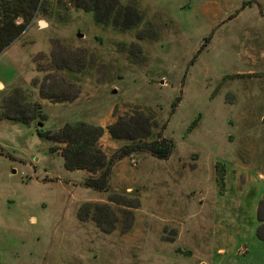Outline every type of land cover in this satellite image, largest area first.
Returning a JSON list of instances; mask_svg holds the SVG:
<instances>
[{"label": "rangeland", "instance_id": "374dc122", "mask_svg": "<svg viewBox=\"0 0 264 264\" xmlns=\"http://www.w3.org/2000/svg\"><path fill=\"white\" fill-rule=\"evenodd\" d=\"M94 1L41 0L29 74L0 60L27 79L0 95V264H264V0ZM80 122L106 191L44 136Z\"/></svg>", "mask_w": 264, "mask_h": 264}, {"label": "trees", "instance_id": "16d2710c", "mask_svg": "<svg viewBox=\"0 0 264 264\" xmlns=\"http://www.w3.org/2000/svg\"><path fill=\"white\" fill-rule=\"evenodd\" d=\"M40 1L0 0V54L18 39L26 27L35 20ZM91 1L95 3L94 0ZM91 11H93L95 19L98 20L97 9L93 8ZM111 12V10H108L107 13L111 14ZM18 18H21L22 21L17 22ZM101 134L102 127L80 122L65 124L56 133L48 132L44 136L53 141L65 143L64 148L61 150L65 168L69 170L87 169L92 173H99V181L89 178L83 181L85 186L106 191L109 188L108 179L112 160L108 159L97 145ZM138 148L150 152L158 158H166L171 153L172 143L171 141L161 143L155 141L151 144L131 147L122 151L119 157Z\"/></svg>", "mask_w": 264, "mask_h": 264}, {"label": "crops", "instance_id": "0c3cea01", "mask_svg": "<svg viewBox=\"0 0 264 264\" xmlns=\"http://www.w3.org/2000/svg\"><path fill=\"white\" fill-rule=\"evenodd\" d=\"M20 48H24L25 52L19 51ZM26 49H27L26 46L21 45V39L19 38L18 40L14 41L6 50H4L0 54V60H2L3 58H7V59L10 58L12 61V67H15V68L18 67L19 68L18 71H22L25 69L23 71L24 72L23 74L24 76L26 74L28 75L29 74L28 68H27L28 66H25V65H28V63L30 62L31 53L28 50L26 51ZM26 70L27 72H25ZM21 79L27 80L25 77L20 76V75L10 80L8 79L7 82L3 81L0 78V95H2L6 90H9L12 86L16 87L21 81ZM18 124L20 123H17L16 121H13L10 119L0 120V144L5 143V141L7 140L6 137L3 136L2 131L6 132V135H8V137H10V135L11 136L16 135L17 131H19V129L17 130V128H19ZM0 162L5 163V161L3 160L1 156H0ZM0 165L3 166V164H0ZM7 166H8V163H7ZM15 174H16V170L12 169L11 172L8 173V177L13 178Z\"/></svg>", "mask_w": 264, "mask_h": 264}, {"label": "water", "instance_id": "95a60500", "mask_svg": "<svg viewBox=\"0 0 264 264\" xmlns=\"http://www.w3.org/2000/svg\"><path fill=\"white\" fill-rule=\"evenodd\" d=\"M44 23H45L44 21H41V22H40L41 25H44Z\"/></svg>", "mask_w": 264, "mask_h": 264}]
</instances>
